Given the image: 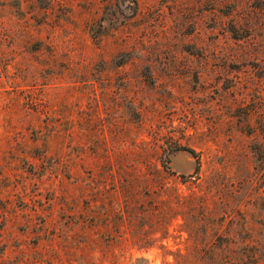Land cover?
Here are the masks:
<instances>
[{"label":"rangeland","instance_id":"374dc122","mask_svg":"<svg viewBox=\"0 0 264 264\" xmlns=\"http://www.w3.org/2000/svg\"><path fill=\"white\" fill-rule=\"evenodd\" d=\"M156 166L264 227V0H0V264H199Z\"/></svg>","mask_w":264,"mask_h":264},{"label":"trees","instance_id":"16d2710c","mask_svg":"<svg viewBox=\"0 0 264 264\" xmlns=\"http://www.w3.org/2000/svg\"><path fill=\"white\" fill-rule=\"evenodd\" d=\"M176 149L187 150L193 156L195 155L194 150L190 148ZM108 165L112 166L110 162ZM164 171L156 166L150 172L152 173L150 182L144 175L141 176V198H143V206L139 209L141 217L145 218L149 213H154L158 226L165 220L172 222L180 218L177 231L179 235L185 233L184 248H202L200 249L201 254L196 258L199 264H221L219 248H223V251L226 248L227 250L236 248L233 256L224 257L222 260L224 264L229 261L234 264H261L263 262L264 227L260 226L259 230L255 231L252 217L249 216L246 206L230 202L235 195L233 192L216 190L217 197L213 193L208 197L206 194L194 191L182 194L175 184L165 186ZM181 178L183 179L182 176ZM151 183H156L155 190L150 187ZM153 193L155 195H151ZM221 194L227 198L222 197ZM144 197L150 201L149 212L144 205ZM162 204H164V210ZM134 208L136 207L133 206L129 213H132ZM260 219L256 223L262 225ZM254 231L256 236L253 234Z\"/></svg>","mask_w":264,"mask_h":264}]
</instances>
